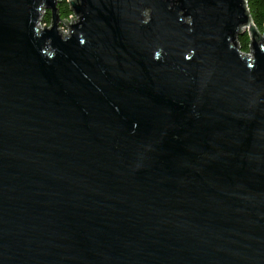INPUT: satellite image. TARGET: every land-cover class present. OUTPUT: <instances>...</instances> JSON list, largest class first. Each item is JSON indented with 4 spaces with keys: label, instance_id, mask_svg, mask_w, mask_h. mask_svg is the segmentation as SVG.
Returning a JSON list of instances; mask_svg holds the SVG:
<instances>
[{
    "label": "water",
    "instance_id": "1",
    "mask_svg": "<svg viewBox=\"0 0 264 264\" xmlns=\"http://www.w3.org/2000/svg\"><path fill=\"white\" fill-rule=\"evenodd\" d=\"M59 1L0 0V264H264L246 0Z\"/></svg>",
    "mask_w": 264,
    "mask_h": 264
},
{
    "label": "trees",
    "instance_id": "2",
    "mask_svg": "<svg viewBox=\"0 0 264 264\" xmlns=\"http://www.w3.org/2000/svg\"><path fill=\"white\" fill-rule=\"evenodd\" d=\"M248 12L256 27L262 31L264 27V0H246ZM57 10L61 18L67 17L71 10L67 0H61L57 3ZM50 11L46 10L42 15V22H50ZM237 42L242 51L249 48V36L246 31L237 35Z\"/></svg>",
    "mask_w": 264,
    "mask_h": 264
},
{
    "label": "built area",
    "instance_id": "3",
    "mask_svg": "<svg viewBox=\"0 0 264 264\" xmlns=\"http://www.w3.org/2000/svg\"><path fill=\"white\" fill-rule=\"evenodd\" d=\"M70 15H71L72 18H76V19H77V17H78V16L75 15L74 12H72V11H71ZM63 18L67 19L68 23H70V16H69V15H68L67 17H63ZM72 22H75V19H72ZM43 23H44V22H42V18H41V20L39 21V26L42 27V26H43ZM49 23H50V22H49ZM49 23H44V24H45V25H49ZM58 27H62V30H64L66 33H68V32H67L68 25H66L62 20L59 22ZM261 32H262V34H263V32H264V27H263V30H262ZM241 52H243V53H247L246 55H247L248 57H251V54H248V53H249V48H248L247 51H242V50H241Z\"/></svg>",
    "mask_w": 264,
    "mask_h": 264
}]
</instances>
